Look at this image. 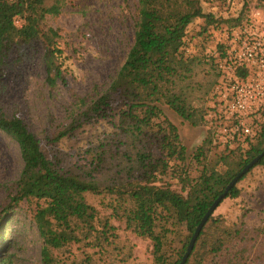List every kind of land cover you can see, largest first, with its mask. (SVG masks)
Returning a JSON list of instances; mask_svg holds the SVG:
<instances>
[{
	"label": "trees",
	"instance_id": "obj_1",
	"mask_svg": "<svg viewBox=\"0 0 264 264\" xmlns=\"http://www.w3.org/2000/svg\"><path fill=\"white\" fill-rule=\"evenodd\" d=\"M220 1L230 14L225 19L224 15L206 12L200 0H138L133 44L118 75L85 110L74 114L67 126L47 137L56 144L85 124L109 117L111 109V117L116 118L113 130L99 144L86 149L79 163L65 167L63 153L54 151L50 157L23 118L18 114L8 117L0 111V131L18 144L24 163L18 180L0 183V190L7 197L0 214V264H13L12 255L5 251L2 221L23 205L29 209L42 240L41 264L105 261L111 247H117L113 218L137 237L152 243L156 264L181 263L210 207L264 151V146H257L264 138V126L257 123L258 116L264 117V108L254 118L255 134L244 141L223 143L226 146L223 152L229 154L222 155L220 160L231 171L224 174L207 163L209 148L216 147L214 142L219 133L216 119L207 120L208 110L214 109L209 108L204 114V123L212 124L207 139L189 157L177 126L162 108L168 106L195 124L185 99L186 91L179 89L191 79L198 61V57L187 53L190 28L197 19L205 22L202 33L211 27L222 28L224 23L232 32L243 23L246 0L237 9L236 0ZM59 12V6H49L47 0H0L1 75L10 67L16 68L23 58L27 60L28 47L41 41L47 85L53 90L69 87L59 34L52 28L46 30L44 24L48 15ZM194 164L198 166L195 176ZM257 167L264 168V157L223 201L239 200L242 197L239 183ZM174 180L180 189L174 188ZM100 195L110 197L113 209L110 216H101L88 199ZM215 211L186 264H220L222 259L227 260L225 264H249L248 245L253 237H248V221L231 226L223 221L224 217H215ZM176 239L180 247L172 249ZM75 247L82 253L80 262L73 254Z\"/></svg>",
	"mask_w": 264,
	"mask_h": 264
},
{
	"label": "rangeland",
	"instance_id": "obj_2",
	"mask_svg": "<svg viewBox=\"0 0 264 264\" xmlns=\"http://www.w3.org/2000/svg\"><path fill=\"white\" fill-rule=\"evenodd\" d=\"M200 1L206 12L224 15V19L230 16L220 0ZM242 1L236 0V9L242 5ZM137 3L138 0H47L49 6H59V14L48 15L44 24L46 30L52 28L59 34L58 43L62 49L63 69L67 70L69 87L53 90L47 85L45 51L41 41L28 47L27 60L23 58L16 68H8L4 75L0 73V111L8 117L18 114L23 118L30 130L37 134L50 157L54 151L63 153V157H66L63 163L65 167L79 163V157L86 149L99 144L113 130L112 123L116 122V118L111 117L110 109L109 117L85 124L56 144L47 140L48 136L67 126L74 114L85 110L104 93L118 75L133 44ZM243 12L242 25L232 32L224 23L222 28L211 27L208 32L202 33L205 25L203 19L195 20L190 28L186 39L187 53L198 57V61L191 79L186 80L179 89L186 91L185 99L195 124L183 119L168 106L162 107L165 116L177 126L189 157L207 139L212 127V124L204 123V114L215 101L214 91L222 79L220 64L228 56L233 34L256 23L258 12L264 15V0H246ZM14 59L15 55L12 56ZM210 119L208 115L207 120ZM257 119L258 125L264 126V117L260 115ZM222 141V136L218 135L214 142L216 147L210 149L207 146V163L215 165L220 173H231L220 160L222 155L229 154L223 152L226 146ZM257 146H264V138ZM23 167L18 144L0 131V183L18 180ZM197 167L194 164L193 176L198 175ZM173 184L174 188L180 189L176 180ZM239 188L242 197L237 201H223L215 211V217H224L223 221L231 226L242 220L248 221V237H253L247 247L248 263L264 264V168H255L239 183ZM88 199L101 216H110L113 212L109 196H89ZM6 204V193L0 190V214ZM111 223L117 228V247H111L105 261L96 260L94 264H156L149 240L128 231L117 218H113ZM254 226L261 229L257 231ZM2 233L6 239L5 251L12 255L13 264H41L42 240L26 205L16 208L9 218L2 221ZM177 247H180L178 239L172 249ZM73 254L79 262L82 260V253L76 247ZM226 261L222 259L220 264Z\"/></svg>",
	"mask_w": 264,
	"mask_h": 264
},
{
	"label": "built area",
	"instance_id": "obj_3",
	"mask_svg": "<svg viewBox=\"0 0 264 264\" xmlns=\"http://www.w3.org/2000/svg\"><path fill=\"white\" fill-rule=\"evenodd\" d=\"M256 20L234 32L228 56L220 64L222 79L209 117L216 119L223 143L255 134L254 118L264 108V15L258 12Z\"/></svg>",
	"mask_w": 264,
	"mask_h": 264
},
{
	"label": "water",
	"instance_id": "obj_4",
	"mask_svg": "<svg viewBox=\"0 0 264 264\" xmlns=\"http://www.w3.org/2000/svg\"><path fill=\"white\" fill-rule=\"evenodd\" d=\"M264 157V151L257 156L253 161H251L231 182L230 184L226 187L224 193L222 195H220V197L213 203V205L210 207V209L208 210V212L206 213V215L204 216V218L202 219L201 223L198 225L191 241L190 244L188 246L187 252L184 255L182 261L180 264H186L188 258L190 257L195 243L201 233V231L203 230L204 226L206 225V223L208 222L209 218L212 216V214L214 213V211L217 209V207L220 205V203L223 201V199L227 196V194L229 193V191L236 185V183L254 166L256 165L262 158Z\"/></svg>",
	"mask_w": 264,
	"mask_h": 264
}]
</instances>
